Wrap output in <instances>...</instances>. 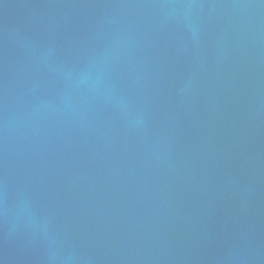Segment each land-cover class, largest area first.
Here are the masks:
<instances>
[{
  "label": "water",
  "instance_id": "95a60500",
  "mask_svg": "<svg viewBox=\"0 0 264 264\" xmlns=\"http://www.w3.org/2000/svg\"><path fill=\"white\" fill-rule=\"evenodd\" d=\"M0 264H264V0H0Z\"/></svg>",
  "mask_w": 264,
  "mask_h": 264
}]
</instances>
